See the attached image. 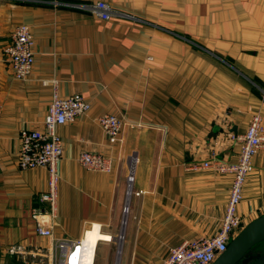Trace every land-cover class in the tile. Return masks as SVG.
I'll use <instances>...</instances> for the list:
<instances>
[{"label":"crops","instance_id":"crops-1","mask_svg":"<svg viewBox=\"0 0 264 264\" xmlns=\"http://www.w3.org/2000/svg\"><path fill=\"white\" fill-rule=\"evenodd\" d=\"M99 1L115 14L109 20L68 6ZM19 25L35 43L24 81L2 58ZM45 80L90 105L57 130L63 156L52 239L38 236L30 218L49 209L39 200L47 171L17 163L20 131L42 128ZM103 114L128 123L120 144L99 128ZM254 115L264 125V0H0V264H57L54 242L80 240L93 226L112 239L97 242L92 264H160L183 240L212 236L232 176L188 166L235 163L240 144L231 137ZM82 152L111 158L113 172L82 168ZM252 164L237 207L244 225L264 215V150ZM249 254L264 255V241Z\"/></svg>","mask_w":264,"mask_h":264},{"label":"built area","instance_id":"built-area-1","mask_svg":"<svg viewBox=\"0 0 264 264\" xmlns=\"http://www.w3.org/2000/svg\"><path fill=\"white\" fill-rule=\"evenodd\" d=\"M68 6L102 21L109 20L115 15L111 7L101 1L69 4ZM117 15L126 17L123 14ZM34 46V39L28 26L19 25L12 30L8 42L2 47V58L14 80L24 81L31 75L34 64ZM40 83L51 89L50 102L41 129L20 131L17 163L20 170L44 168L47 171V187L45 192L40 194L39 200L47 204L49 209H33L30 218L38 236L52 239L53 221L57 214L58 164L63 156V145L57 130L60 126L72 123L86 114L90 105L79 94L61 97L56 80H45ZM96 122L109 144L122 142L123 129L128 124L126 121L118 116L103 114L97 118ZM231 139L240 144V152L235 163L231 164L213 158L188 166L190 170L204 169L219 175L230 174L232 176L227 204L218 229L210 237L183 240L168 251L160 264H212L225 251L231 239L245 226L243 219L237 214V207L242 201L245 180L253 169V158L264 150V125L260 116H252L245 133L235 138L231 137ZM77 162L82 168L92 172L110 174L114 170L112 159L100 154L82 152L77 156ZM131 167L128 187L132 181L133 165ZM129 196L130 194L127 198ZM54 244V248L58 249L61 254V259L57 264H92L93 262V257L89 261V253L82 239L56 241ZM10 253L20 255L23 251L21 248H15L10 250Z\"/></svg>","mask_w":264,"mask_h":264},{"label":"water","instance_id":"water-1","mask_svg":"<svg viewBox=\"0 0 264 264\" xmlns=\"http://www.w3.org/2000/svg\"><path fill=\"white\" fill-rule=\"evenodd\" d=\"M264 241V215L245 225L212 264H264V255L252 256L251 249Z\"/></svg>","mask_w":264,"mask_h":264},{"label":"bare ground","instance_id":"bare-ground-1","mask_svg":"<svg viewBox=\"0 0 264 264\" xmlns=\"http://www.w3.org/2000/svg\"><path fill=\"white\" fill-rule=\"evenodd\" d=\"M111 239L112 238L110 236H106V235L102 234L99 231V228H97L96 226H93L89 230H86L85 234L82 238V243L89 253L88 254L89 261H91V258L94 255L97 242L107 241V240L111 241ZM120 241H121V236L119 238H117V243L120 244Z\"/></svg>","mask_w":264,"mask_h":264},{"label":"rangeland","instance_id":"rangeland-1","mask_svg":"<svg viewBox=\"0 0 264 264\" xmlns=\"http://www.w3.org/2000/svg\"><path fill=\"white\" fill-rule=\"evenodd\" d=\"M117 243V242H116Z\"/></svg>","mask_w":264,"mask_h":264}]
</instances>
